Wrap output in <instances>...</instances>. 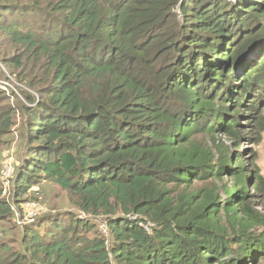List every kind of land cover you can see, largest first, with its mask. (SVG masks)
Instances as JSON below:
<instances>
[{"label":"trees","instance_id":"trees-1","mask_svg":"<svg viewBox=\"0 0 264 264\" xmlns=\"http://www.w3.org/2000/svg\"><path fill=\"white\" fill-rule=\"evenodd\" d=\"M0 61L31 90L0 88V141L23 119L0 225L43 181L76 207L0 264H264V177L238 151L264 131V0H0Z\"/></svg>","mask_w":264,"mask_h":264},{"label":"rangeland","instance_id":"rangeland-1","mask_svg":"<svg viewBox=\"0 0 264 264\" xmlns=\"http://www.w3.org/2000/svg\"><path fill=\"white\" fill-rule=\"evenodd\" d=\"M0 69L3 71L4 74L9 75L8 69L2 64L1 61H0ZM3 76L4 75L0 73V80L4 81V84L9 87H7L8 88L7 89L4 88L2 85H0V88L5 90V92L9 91L6 92L9 95L8 102H11L16 106L18 102H22V104H27L22 94V91L31 92V90L22 86L17 80L15 81L13 78H12L13 81L8 82L3 78ZM11 90H16L17 95L12 96ZM258 93L259 91L257 92V94ZM260 98L261 97L259 95L258 100L262 101ZM248 99L244 100L243 103L246 102ZM262 103L264 104V102ZM262 113L264 115V106ZM252 119L253 117L251 115L249 120ZM240 121H241L240 124L242 128L241 129L242 133L247 134L248 139L251 140L254 137L252 134L254 132V120L251 121V123H248V121L245 120V117H242ZM22 122L23 119H21V115L20 113H18L16 116V124L13 127L11 133L5 135L2 138V141H0V180L4 187V189L2 188V195L5 194V196L4 195L3 196L9 199V201L14 194L13 181L15 179V167L17 166V162H18L17 154L20 149L19 148L20 136H19L18 128L20 127ZM249 124H251L250 127H248ZM198 138L201 140L210 141V138L204 135H201ZM218 138L223 142V144L228 146L229 151L236 149L232 144V140H230L229 137H227L226 135H221ZM238 151L239 153H241L242 159L246 164L248 162L247 158L252 157V151L255 152L256 153L255 163L257 166L255 168H257L259 175H262L264 177V131L261 134V139L257 143H252L249 140L240 142ZM228 157H230V153H228ZM249 184L251 186L252 180L249 181ZM33 191L35 192L37 191V194L33 193ZM250 192L255 194L256 202L260 204L264 202L258 199L259 194L254 192L252 187H250ZM36 195H37V199L32 200L34 197H36ZM22 199H23L22 213L24 214L23 217L20 218L19 210L17 209V207L12 206L16 218V220L14 221L17 225L12 222L4 223V225H0V241H4V242L10 241L12 242V245L15 247H18L17 244L20 241L19 233L21 232L20 230L23 229L22 226H24L28 222L33 221L35 218L38 217V215H41L42 213L57 214L58 212H64L65 210L76 209V207L69 202L68 197H66L64 191H62L57 185L47 181L40 182L35 186H33L31 189H29V191L26 192L25 195L21 196V200ZM263 208L264 205H260L258 209L264 212ZM76 212L79 213L80 216L81 213L78 211ZM81 217H85V216H81ZM95 219L96 221L95 220L94 221L98 225V230L101 233L106 234L107 227L104 221L105 218L103 216H99Z\"/></svg>","mask_w":264,"mask_h":264},{"label":"built area","instance_id":"built-area-1","mask_svg":"<svg viewBox=\"0 0 264 264\" xmlns=\"http://www.w3.org/2000/svg\"><path fill=\"white\" fill-rule=\"evenodd\" d=\"M11 81H13V79H12ZM0 85H2L4 88L9 87V86H6V85L4 84V81H2V80H0ZM8 85H9V84H8ZM30 204H31V203H30Z\"/></svg>","mask_w":264,"mask_h":264}]
</instances>
